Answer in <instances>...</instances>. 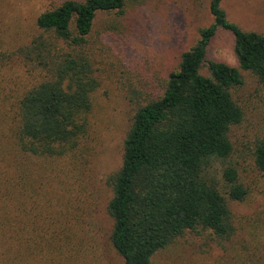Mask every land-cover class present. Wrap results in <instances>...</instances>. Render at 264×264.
<instances>
[{
	"label": "trees",
	"instance_id": "obj_1",
	"mask_svg": "<svg viewBox=\"0 0 264 264\" xmlns=\"http://www.w3.org/2000/svg\"><path fill=\"white\" fill-rule=\"evenodd\" d=\"M222 1L210 0L213 23L182 53L162 95L137 103L122 164L107 177L109 236L122 264H152L187 233L204 239L207 251L215 243L230 254L224 264H264V209L252 221L262 235L250 230L242 238L244 223L231 207L251 199L231 159L232 129L245 115L234 92L244 85L243 70L264 84V34L229 20ZM124 7L125 0H65L38 16L39 33L18 49L26 72L43 76L11 96L8 107L0 104V264L61 262V249L52 255L32 214V164L74 152L88 139L99 81L82 47L99 13L122 14ZM220 29L234 35L237 66L207 60ZM3 83L0 72V94ZM252 159L264 173V139L256 140Z\"/></svg>",
	"mask_w": 264,
	"mask_h": 264
},
{
	"label": "rangeland",
	"instance_id": "obj_2",
	"mask_svg": "<svg viewBox=\"0 0 264 264\" xmlns=\"http://www.w3.org/2000/svg\"><path fill=\"white\" fill-rule=\"evenodd\" d=\"M64 1L0 0V59L4 60L0 72L6 88L0 94L1 106L8 107L13 96L41 80L38 70L33 75L26 72L18 49L39 33L38 16ZM222 7L228 19L244 30L264 34V0H223ZM213 21L210 0H125L122 14L97 15L82 47L99 81L93 94L90 135L74 152L37 158L32 164V214L41 225L39 236L56 250L52 255L61 249L60 264H122L109 236L112 189L107 177L122 164L124 139L137 103H145L149 95H162L182 53L196 44L200 30ZM234 44V35L220 29L210 42L207 60L237 66ZM201 72L210 74L207 67ZM242 73L244 85L234 93L245 115L232 129L231 159L250 187L251 199L233 202L231 207L244 223L241 237L246 238L250 230L260 232L252 221L264 209V173L252 159L256 140L264 139V84L249 71ZM3 127L6 131L7 126ZM203 242L200 236L187 233L157 253L152 264H224L228 260L230 254L215 243L207 251Z\"/></svg>",
	"mask_w": 264,
	"mask_h": 264
}]
</instances>
